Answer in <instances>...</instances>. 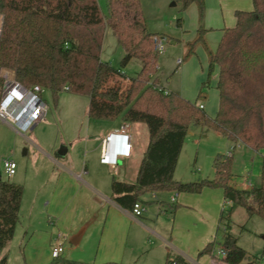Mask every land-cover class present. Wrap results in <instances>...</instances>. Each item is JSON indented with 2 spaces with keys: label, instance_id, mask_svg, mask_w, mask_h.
Wrapping results in <instances>:
<instances>
[{
  "label": "trees",
  "instance_id": "obj_1",
  "mask_svg": "<svg viewBox=\"0 0 264 264\" xmlns=\"http://www.w3.org/2000/svg\"><path fill=\"white\" fill-rule=\"evenodd\" d=\"M174 1L182 4V10L191 3L198 5L199 26L193 40L184 44V59L195 55L199 46L207 56V78L195 101L166 91L158 84L159 55L154 38L165 37L147 31L140 0H106L105 14L98 0H0V88L5 72L10 71L23 86L48 90L55 102L65 87L67 92L88 97L87 114L91 119L143 124L148 144L136 174L131 181L112 177V201L131 211L145 194H198L204 188H220L224 201L230 203L218 220V227L222 226L224 231L219 246L225 256L213 255L214 240L198 256L209 255L222 264H255L257 258L237 245L232 233V214L241 208L248 218L264 219V156L260 158V183L247 190L229 183L231 158L226 155L214 158L212 179L180 183L173 176L190 126L218 132L233 150L237 146L255 152L264 149V0H252L250 11L235 12L234 27L224 30L215 51L206 44L202 1ZM177 22L180 23V17ZM105 27L111 29L124 51L121 67L132 59L141 63L140 70L130 78L123 102L94 95L101 71ZM110 71L114 77V71ZM214 71L218 106L210 117L199 108V103L206 99L204 88H209ZM22 195L21 185L0 180V264H7L1 253L19 221ZM174 208L171 205L172 212ZM165 264L193 263L168 253Z\"/></svg>",
  "mask_w": 264,
  "mask_h": 264
},
{
  "label": "crops",
  "instance_id": "obj_2",
  "mask_svg": "<svg viewBox=\"0 0 264 264\" xmlns=\"http://www.w3.org/2000/svg\"><path fill=\"white\" fill-rule=\"evenodd\" d=\"M201 1L204 8L202 25L207 30L205 34L206 44L211 51H215L224 30L234 27L235 12L252 10V0L251 7L248 0ZM140 5L145 25L151 33L164 36L160 33L162 30L171 31L174 29L175 32H180L178 39L182 44L193 40L195 37V32L199 26L198 5L196 3H191L183 10L180 9L181 3L179 4L174 0H140ZM178 5L179 9L173 12L171 8H177ZM179 14L180 23L177 22ZM196 51L198 53L196 56L206 68L207 56L204 48L199 46ZM200 68L201 71L195 57H192L179 69L182 78L192 76L193 81L190 88H182L177 93L178 95L189 101H194L204 79V70L201 64ZM110 70L114 71V77L110 76ZM214 73L215 79L210 90V96H206L207 100L204 103H199L203 106L202 109L205 113L208 111L206 114L210 117L215 115L218 106V93L214 88L217 73L216 71ZM129 84L130 77H126L118 69L111 68L107 62L101 61L98 87L94 95L106 100L123 102ZM208 98L212 100L209 101ZM54 113H49L47 110L42 121L37 125L43 124L48 117L53 118ZM91 120L93 122L90 127L86 128L85 136L72 144L80 145L84 149L86 162L88 161V154L94 155L92 165L100 171L96 180H105L107 175L109 177V174H115V172L117 177L120 176L122 180H128L132 167L134 169L133 179L142 156V153L137 150L134 137L136 124H122L120 119L113 121ZM122 125L126 126L131 137L132 152L128 159H122L119 161V165L111 167L114 169H108L109 166H104L99 161L100 144L108 133L117 131ZM11 129L22 134L12 127ZM238 147L239 149H249L244 146ZM35 148L40 150L41 154H46L39 146L35 145ZM250 151L256 157L264 156V149L260 152ZM58 153L62 157L61 162H56L47 155L50 160L60 165V169L58 171L53 169L48 173L47 185L44 190L38 189L34 196L26 200L25 204L24 194L22 195L19 221L23 212L30 219L32 218L26 226H21L20 230L21 241L19 245L23 243L24 264H70L71 262L82 264H104L108 262L165 264L168 253L180 255L193 264H201L199 260L201 256H198V253L213 240L211 221H215L216 218L219 219L220 203L221 200L224 201L222 189L204 188L198 194L179 193L174 203L173 212L171 208L170 210L163 208V202L157 198L158 194L163 193L148 194L150 198L147 200L143 199L145 194L142 196L141 202L146 201L148 205H151L150 209H145L140 217H134L131 211H126L117 206L112 201L111 195L101 189L100 184L95 183V181L91 182L89 165L77 166L69 157L66 158L69 149L61 148ZM50 160L47 162L52 165ZM230 174L229 183L243 189L241 179L231 172ZM245 175L248 176V173ZM0 178L2 179L1 176ZM174 180L178 181L179 178L175 177ZM251 181L253 182V180ZM253 184L257 186L254 182ZM168 194L170 200L173 193ZM210 204H212L211 207ZM188 209H192L194 212ZM166 213H171V222L170 219L161 218V215ZM181 215L184 217L179 220L178 217ZM18 223L15 225L13 237H15ZM166 225L167 227H165ZM149 236L153 238L150 245L148 243ZM13 237L10 241L13 240ZM66 241H69V247H66ZM56 244L62 245L63 252L58 258H53L51 250ZM6 247L2 250L1 256H6L8 264V255L5 253ZM212 263L222 264L214 262L210 257V264Z\"/></svg>",
  "mask_w": 264,
  "mask_h": 264
},
{
  "label": "rangeland",
  "instance_id": "obj_3",
  "mask_svg": "<svg viewBox=\"0 0 264 264\" xmlns=\"http://www.w3.org/2000/svg\"><path fill=\"white\" fill-rule=\"evenodd\" d=\"M105 1L106 0H98V4L104 14L106 13ZM248 1L251 7V0ZM180 7V9H182V4ZM177 9H179V5L177 8H171L173 12H176ZM179 16L180 14L178 18ZM1 20L2 17L0 16V27ZM148 29L147 31L151 33ZM160 33L164 34L165 37V51L158 56V84L162 88L176 94L184 87L190 88L193 77L182 78L179 74V69L189 62L192 57H195L200 71V64L201 67H203L204 79L202 82H204L207 78V67L205 68L203 62L201 63L199 57L196 56L198 54L197 51L195 55L188 59H184V44L178 39L180 38V32H175L173 29L171 31L162 30ZM123 56L124 51L119 41L113 35L111 29L105 27L102 53L100 56L101 61L107 62L111 68L118 69L120 72L124 73L126 77L132 78L140 70L141 63L136 59H132L126 67L122 68L120 62ZM180 59L182 63L177 66L176 61ZM214 74L213 72L210 76L209 88H204L206 96H210V90L213 87V81L215 79ZM5 77L13 78L10 71L5 72ZM201 85L202 83L200 87ZM41 97L47 105L48 112H55L53 118L48 117L43 124L35 126L32 130L26 132V134L22 133L23 135L15 132L6 124L0 123V176L2 179L23 186L25 204L26 200L34 196L38 189H40V191L44 190L47 185L48 173L53 169L56 171L60 169V165L56 162H61L62 157L58 155V152L61 148H66L69 149V154L66 158L69 157L77 166L83 164L89 165L91 182L95 181V183L100 184L101 189L111 195L110 185L112 175L119 180H122V178L120 176L117 177V173L115 172V174H109V177L107 175L105 180H96L100 171L97 167L92 165V158H94V155L88 154V161L86 162L84 158V149L81 148L80 145L72 144L74 141L76 142L85 136L87 132L86 128L90 127L93 122L87 115L88 98L86 96L62 91L58 94V102L55 103L48 90H44ZM208 100L211 101L212 99L208 98ZM204 101H200V103H204ZM134 137L137 150H139V153H143L148 144V132L143 124L135 125ZM35 145L43 149L46 154H41L40 150L35 148ZM231 146V143H229L225 137L212 129L190 126L184 139L174 176L179 178L178 181L180 183L212 179L214 177V158L217 155H226L228 152H231V173L234 176L240 177L248 173V178L258 185L260 182V158L252 155L250 149H239L237 146L233 150ZM47 155L56 162L50 160ZM3 159H9L16 164V172L10 178H6L2 174L1 161ZM47 160H50L53 164L51 165ZM108 169L114 168L109 167ZM133 170L132 167L127 178L128 181L132 179ZM149 198V195L146 194L143 199L147 200ZM157 198L163 202V208L170 210L171 204L169 203L168 193L158 194ZM141 203L146 210L150 209L151 205H148L146 201ZM211 205L212 204H210V207ZM223 209L227 211L229 205L221 200L218 218ZM188 210L194 212L192 209ZM183 217L184 215H181L178 218L180 220ZM161 218L170 219L171 222L172 215L171 213H166L161 215ZM31 219L25 212L20 215L15 237H13V240L8 243L5 249V253L8 255V264H24L22 254L23 243L19 245L21 241L20 230L21 226H26ZM217 220L219 219L216 218L215 221H211V224H213V240L216 242L215 250L220 248L219 242L222 241L224 235L223 228L222 226L218 227L219 222L217 223ZM232 222V233L236 235L237 245L244 249L248 255L257 258L255 264H264V219L257 216L248 218L243 209L237 208L232 214ZM165 227H167V225ZM152 239L153 238L149 236V245ZM69 246V241H66V247ZM199 260L201 264H210V257L207 255L201 256Z\"/></svg>",
  "mask_w": 264,
  "mask_h": 264
},
{
  "label": "built area",
  "instance_id": "obj_4",
  "mask_svg": "<svg viewBox=\"0 0 264 264\" xmlns=\"http://www.w3.org/2000/svg\"><path fill=\"white\" fill-rule=\"evenodd\" d=\"M155 49L159 54L165 51V38H154ZM182 60H177L176 64L180 65ZM45 89L40 86L25 87L14 78H5L0 88V123L15 128L19 132L26 134L34 126L40 123L47 111L46 103L43 101L41 94ZM64 92L68 89L65 87ZM199 108H203L199 105ZM132 152L131 137L126 126L122 125L115 132L108 133L101 141L99 161L104 166L115 167L122 159L130 157ZM228 158L232 157V153L226 154ZM2 174L6 178L12 177L16 172L15 162L9 159H3ZM241 180V186L247 190L254 186L253 182L246 176H238ZM235 186V185H234ZM237 187V186H235ZM238 188V187H237ZM177 193L170 196L169 203L173 205L176 201ZM230 205L229 202L225 201ZM145 211V207L136 202L131 214L134 217H140ZM63 252L61 244H56L51 250V256L58 258ZM213 255L217 258H223L225 252L219 248L214 250Z\"/></svg>",
  "mask_w": 264,
  "mask_h": 264
},
{
  "label": "water",
  "instance_id": "obj_5",
  "mask_svg": "<svg viewBox=\"0 0 264 264\" xmlns=\"http://www.w3.org/2000/svg\"><path fill=\"white\" fill-rule=\"evenodd\" d=\"M0 180H1V178H0Z\"/></svg>",
  "mask_w": 264,
  "mask_h": 264
}]
</instances>
